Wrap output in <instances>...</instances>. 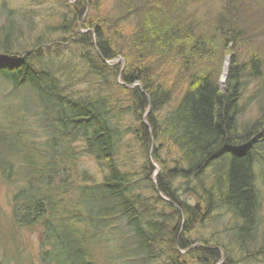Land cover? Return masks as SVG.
Segmentation results:
<instances>
[{"label":"trees","instance_id":"obj_1","mask_svg":"<svg viewBox=\"0 0 264 264\" xmlns=\"http://www.w3.org/2000/svg\"><path fill=\"white\" fill-rule=\"evenodd\" d=\"M50 1L60 5L0 24V80L12 94H33L37 108L20 114L32 113L44 137L37 147L21 144L0 124V173L14 185L11 218L42 232L47 248L38 263L216 264L223 257V264H264L257 178L264 183V100L258 119L237 120L247 81L263 78L254 94L264 92V40L247 73L235 52L263 38L264 0H227L201 28L187 10L199 0ZM79 25L94 29V46ZM228 44L223 91L214 58ZM118 56L123 68L107 64ZM172 62L177 74L167 78L163 66ZM175 78L186 85L164 108ZM154 142L155 182L147 156ZM132 145L144 161L137 163ZM82 155L102 166L100 180L79 170ZM94 247L109 255L97 258Z\"/></svg>","mask_w":264,"mask_h":264},{"label":"rangeland","instance_id":"obj_2","mask_svg":"<svg viewBox=\"0 0 264 264\" xmlns=\"http://www.w3.org/2000/svg\"><path fill=\"white\" fill-rule=\"evenodd\" d=\"M39 1V2H38ZM41 1V2H40ZM68 1V0H67ZM69 2H74V0H69ZM227 3V0H199L198 2H194L191 5L188 6V11L193 12L196 20L199 19L197 22V28L203 27L208 20V18H212L215 14V12H219L222 10L223 5L228 8V6L225 4ZM60 4H54L52 1H46V0H0V24H4L6 20H4L5 17L8 16L9 19H12L16 24L18 21H22L23 17H29L33 16L36 13L41 12H51L53 11L54 7L59 6ZM102 7V8H101ZM100 10L104 11L107 10L109 12L110 7L106 5L101 6ZM60 11H64L63 7H60ZM90 12V11H89ZM96 10H91V15H96ZM227 13V10H226ZM7 19V18H6ZM50 23H53V21L49 20ZM205 23V24H204ZM129 24H126L125 27H128ZM258 27L260 29H264V22L259 24ZM80 31L85 34H90V44L95 45V31L94 29L90 28H82L79 25ZM257 30V29H256ZM56 35H52L51 38H56ZM260 37L259 33L258 35L254 36L253 41H248L247 43L243 44H237L235 46V52L237 54V61L240 65H244L243 71L249 72L250 70V64L248 62L250 58V54L252 53L253 47L257 45L262 46V40H264V34ZM246 42V41H244ZM65 44V43H64ZM232 44H228L227 48L225 50H221L222 54L215 57L214 59H218L220 61V70H219V76L217 77L218 86L221 90L224 91L226 86V79L227 74L225 76V79H222L223 74V67L225 64L226 58L229 59L228 61V70L229 71V65L231 62L230 57V48ZM53 47V46H52ZM66 47V46H62ZM55 49V48H54ZM68 51V49H65ZM69 52V51H68ZM227 53V54H226ZM78 54V53H77ZM56 55V51L54 53ZM261 59L264 60V49L261 48ZM65 57V56H63ZM62 57V58H63ZM216 62V61H215ZM204 66L206 61L201 62ZM107 64L112 65H118L123 68L126 64L125 59H123L121 56H118L116 58H113L109 61H107ZM262 70L264 71V62L263 65H261ZM163 73H166L167 78H174L177 74L175 70V63L172 62L165 64L163 66ZM117 78L119 80V74L117 75ZM263 79V78H262ZM262 79L259 80V78H252L247 81V85L242 90L239 106L242 107L243 111L239 113L237 120L238 125H242L243 123L250 122L251 120L258 119L260 117V109L259 105L264 100V92L254 94V92L257 90L258 82L262 81ZM176 84L172 90V100H169V103L165 105L164 108H167L168 106L174 105V103L177 102L179 95L182 93L183 85L185 86V81L183 78H175ZM136 83L130 85L131 87H134ZM138 85V83H137ZM10 86L4 83L2 80H0V124L3 125V130L6 132L12 133L17 132L18 135H14L15 138L17 137L19 141L24 142L25 144L32 143L34 146L37 147L39 145L40 141L44 138L38 132L39 130V124L36 121L35 118L30 117V114H25L23 117H21V112L23 109H33L31 108V104L34 109L37 108V104L35 102V97L32 93L26 92V91H17L16 93L12 94ZM31 101V103H29ZM21 103V105H20ZM23 104V105H22ZM29 105L31 107H29ZM21 106V107H19ZM168 109H161L159 113H162L163 111ZM150 114L151 109H146L145 112L142 114V119L145 123V118L147 117L146 114ZM126 117V115H125ZM128 117V116H127ZM23 120V121H22ZM138 120V118H137ZM128 119H124V123H127ZM15 132V133H16ZM20 132V134H19ZM264 132V129L263 131ZM264 142V138L262 140ZM4 142H0L2 144ZM154 145V146H153ZM6 146V143H5ZM73 146H79V143L76 142L73 144ZM155 142L152 144L147 151L150 153L152 158L153 152L156 150L155 148ZM9 147V146H7ZM132 152L134 153L135 157H137V163L144 161V155L140 153V147L137 145H132L131 148ZM258 150H261L264 153V149L261 148ZM149 158V157H148ZM153 161V160H152ZM80 166L78 167L79 170L84 173L86 176H90L96 180H100L103 173V168L101 165L96 163L94 159L91 157H88L86 155H82L80 158ZM264 161L260 165V169L262 170L264 168ZM153 171L150 175V179H152L153 182H155V179L157 175L159 174L161 168L160 165L154 160L153 162ZM256 168V165L254 166ZM264 173V171H263ZM258 175V174H257ZM258 184L260 185V197H261V204H260V215L262 220V225L264 226V183L261 175H258ZM14 185H10L1 175L0 173V259L4 264H39L37 256L40 254L41 251L46 250L47 246L44 247L43 238H42V232L38 230L37 227H34L32 229H27L24 227H17L11 218V206H10V197L13 193ZM223 219L221 220V222ZM220 225V224H219ZM192 235L194 234L191 233ZM225 235L224 233L220 234V236ZM220 242L223 243V240ZM227 243V241L225 242ZM227 245V244H226ZM98 246V245H97ZM196 246V244H193L189 249ZM93 252L97 258H101V256L109 255L104 248L102 247H94ZM184 254V251L181 252ZM224 254H222L223 256ZM102 256V257H103ZM222 261H224L223 257L219 261L216 262V264H223ZM188 264H196V261H188ZM116 264V263H114ZM152 264H161L158 261L153 262Z\"/></svg>","mask_w":264,"mask_h":264},{"label":"bare ground","instance_id":"obj_3","mask_svg":"<svg viewBox=\"0 0 264 264\" xmlns=\"http://www.w3.org/2000/svg\"><path fill=\"white\" fill-rule=\"evenodd\" d=\"M228 61H229V59L226 58V60H225V64H224V67H223V74H222V76H221L223 80L225 79V76H226V74H227V70H228ZM147 156L149 157V160H150L151 165H153L154 159H153V158H150L151 155H150L149 152H148ZM152 160H153V161H152Z\"/></svg>","mask_w":264,"mask_h":264}]
</instances>
